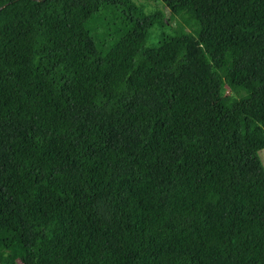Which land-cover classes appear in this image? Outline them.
Returning <instances> with one entry per match:
<instances>
[{"label": "trees", "instance_id": "16d2710c", "mask_svg": "<svg viewBox=\"0 0 264 264\" xmlns=\"http://www.w3.org/2000/svg\"><path fill=\"white\" fill-rule=\"evenodd\" d=\"M155 1L0 0V264H264V0Z\"/></svg>", "mask_w": 264, "mask_h": 264}, {"label": "rangeland", "instance_id": "374dc122", "mask_svg": "<svg viewBox=\"0 0 264 264\" xmlns=\"http://www.w3.org/2000/svg\"><path fill=\"white\" fill-rule=\"evenodd\" d=\"M136 3L142 6L145 13L149 14L157 9H160L164 14V20L166 25L158 27L155 26L150 30V60H161L171 56H176L179 53V45L175 39H170L165 44L160 45L159 39H161L165 35L170 34L169 27H175L181 23L180 19L170 12L169 9L162 6L155 0H135ZM187 30H190L186 27ZM227 91V90H226ZM258 157L264 167V148L258 150Z\"/></svg>", "mask_w": 264, "mask_h": 264}, {"label": "water", "instance_id": "95a60500", "mask_svg": "<svg viewBox=\"0 0 264 264\" xmlns=\"http://www.w3.org/2000/svg\"><path fill=\"white\" fill-rule=\"evenodd\" d=\"M2 6H0V8H1Z\"/></svg>", "mask_w": 264, "mask_h": 264}]
</instances>
